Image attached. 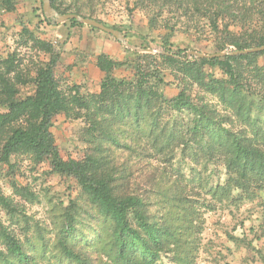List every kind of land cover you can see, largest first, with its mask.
I'll use <instances>...</instances> for the list:
<instances>
[{
  "label": "trees",
  "instance_id": "obj_1",
  "mask_svg": "<svg viewBox=\"0 0 264 264\" xmlns=\"http://www.w3.org/2000/svg\"><path fill=\"white\" fill-rule=\"evenodd\" d=\"M65 3V0H51L60 13L73 12L93 18L84 13L81 6ZM0 4L6 11L13 10L11 0H0ZM135 5L148 7L146 11L150 13L152 25L157 18L166 20L168 16L175 22H209L211 30L221 35L216 52L229 46L231 51H236L264 44V0H135ZM255 16L262 22L256 35L238 34L229 29L228 23L223 30L219 28V22H251ZM41 19L51 24L45 16ZM66 22L84 25L74 19ZM170 29L175 28L170 26ZM22 32L36 49L48 54V59L35 66L34 93L20 99L18 85L26 84L31 76L24 77L16 70L13 56L0 58V162L9 163L15 154L29 155L37 163L48 160L52 169L75 179L80 187V200L94 208L110 230L106 245L95 246L90 251L75 250L73 216L69 213L78 204L70 200L63 214L68 217L64 219L66 223L55 248L74 264H164L163 256L174 264H194L188 232L191 220L185 214L174 216L171 207L161 216L151 212L148 195L132 189L130 173L114 165V160L99 150L103 148V141L116 149L131 148L127 143L131 139L123 141L125 134L144 126L148 132L143 135L149 148L158 150V132L165 141L176 133V127L159 122L158 112H155L160 102L167 103L173 110H184L191 116L188 131L206 158L212 159L216 153L224 157L227 179L222 185L211 187L212 196L235 201L241 199L242 194L253 193L254 188L264 187V116L259 114L264 108V67L255 65L257 56L264 51L213 58L197 55L179 58L166 48L158 54V62L175 67L183 75L182 81H178L183 86L171 99L155 88L157 83L151 82L155 78L158 83L164 82L160 73L153 71L157 67L155 55L134 51L137 58L133 78L128 79L114 75L116 68L129 67L125 60L117 61L101 53L96 58V66L104 73L99 90L82 93L78 84L63 88L59 83L55 69L61 49L35 36L26 27H22ZM205 65L218 66L223 77L208 76L203 71ZM188 83L215 97L220 105L206 100L205 96H193L186 89ZM60 113L85 116L88 132L99 134L94 138L96 144L92 150L81 159H63L60 155L50 130L54 116ZM183 139L181 134L175 138L177 142ZM136 146H139L137 141ZM193 153L198 156L197 151ZM16 209L17 204L0 189V240L6 250V254L0 250V259L5 264L14 259L20 264H36L25 250L24 242L2 222L1 212L14 215ZM182 217L188 222L185 226L180 224Z\"/></svg>",
  "mask_w": 264,
  "mask_h": 264
},
{
  "label": "rangeland",
  "instance_id": "obj_2",
  "mask_svg": "<svg viewBox=\"0 0 264 264\" xmlns=\"http://www.w3.org/2000/svg\"><path fill=\"white\" fill-rule=\"evenodd\" d=\"M65 2L81 6L84 13L122 31L134 50L108 33L85 24L54 23L59 29H67V34L62 36L63 31L60 33L55 27L48 28L41 23L44 22L41 19L44 17L41 0H11L13 10L8 12L2 11L0 4V58L13 56L16 70L24 77L31 76L26 84L18 85L17 97L20 99L34 93L32 78L35 76V66L48 59V54L34 47L28 35L22 32V27L33 31L41 39L53 42L60 49L66 43L67 57L82 56L86 63L91 48L97 44V36L103 41L106 39L108 44L112 42L117 48L114 55H122L129 65L128 68L121 66L114 71L118 78H133L137 58L134 51L151 53L155 55L157 66L153 71L159 72L164 81L158 83L155 78L151 82L157 83L155 88L163 92L167 99L174 97L182 88L183 84L178 81H182L183 75L167 63L160 64L158 54L165 52L166 48L179 58H190L195 55L192 51L212 54L217 51V44L221 40L219 31H212L209 22L203 20L175 22L168 16L166 20L164 17L157 18L152 25L150 13L146 11L148 7L135 5V0ZM225 23L232 31L245 36L256 35L262 25L256 16L251 22H219V28L223 30ZM170 26L175 29L172 31ZM186 26L190 28L185 29ZM88 33L95 38L88 37ZM230 49L229 46L222 51L231 52ZM255 65L264 67V52L257 56ZM203 71L208 76L223 77L218 66L205 65ZM60 75L59 83L63 88L76 84ZM78 85L82 93H90L95 92L98 84L92 81ZM186 89L193 96H205L206 100L220 105L215 97L201 91L196 85L188 83ZM155 112H158L159 122L176 127L173 138L168 137L167 141L158 132V150L149 148L148 140L143 135L148 132L144 126L141 130L125 134L123 141L131 139L127 142L131 148L125 146L116 149L103 141V148L99 151L110 156L114 165L130 173L132 189L148 195L152 203L151 212L161 216L166 208L171 207L174 216L185 214L191 220V231L188 232L194 250V264H264V187L254 188L253 193L242 194L241 199L235 201L212 196L209 192L211 187L222 185L227 179L223 155L216 153L215 157L209 159L199 151L188 131L191 118L188 112L173 110L162 102ZM253 114H257V110ZM259 114L264 116V108L259 110ZM87 129L89 124L85 116L72 117L63 113L54 116L50 130L63 159H81L92 150L96 144L94 138L99 134H90ZM180 134L184 139L177 142L175 138ZM117 137L121 138V132ZM136 141L139 146H136ZM195 151L198 156H194ZM0 189L17 204L16 214L1 212L2 222L24 242L25 250L36 264H74L54 246L65 226L64 219L68 216L64 217L63 214L70 200L78 204L69 213L73 216L74 249L90 251L95 246L106 245L109 240L107 222L94 208L80 200V187L75 179L52 169L48 160L37 163L29 155L15 154L10 157L9 163L0 162ZM180 222L184 226L188 224L184 217ZM0 250L6 254L1 240ZM168 258L163 256L162 263L174 264ZM0 264H5L2 259ZM8 264L20 263L14 259Z\"/></svg>",
  "mask_w": 264,
  "mask_h": 264
},
{
  "label": "crops",
  "instance_id": "obj_3",
  "mask_svg": "<svg viewBox=\"0 0 264 264\" xmlns=\"http://www.w3.org/2000/svg\"><path fill=\"white\" fill-rule=\"evenodd\" d=\"M2 11H6L5 9H2ZM8 12V11H7ZM46 27H55V29H58L57 31H59L61 33V31H63V35L67 34V29L62 30L61 28H57V25L54 24H45ZM61 35V34H60ZM88 37H92L93 39L95 38L94 36H91L88 33ZM60 37V36H59ZM96 40V45H94L91 50H90V55L88 56V62L86 63L85 60H82V56L80 57H76L74 56L73 58H68L67 54H68V46L66 43L62 44V48H61V53H60V57H59V61L58 64L56 66L55 72L56 75H62L63 77H67L70 81L75 82L76 84H80V83H86L89 84L92 81H94L95 83H97V88L95 90V92H97L99 90V84L102 80V78L104 77V73L96 66V58L99 54L101 53H105L107 55H109L112 59L117 60V61H121L124 60L122 58V55H117L115 56L114 51H117L115 48V46L112 44V42H110V44H108V42H106L107 40L104 39L105 41H103V38H99L98 36L95 38ZM60 40V39H59ZM54 41V40H53ZM98 46V47H97ZM109 47V48H107ZM59 48V47H58ZM87 50V49H86ZM111 50H113V53L111 52ZM68 58V59H67ZM117 70V68L115 69V71ZM60 75V76H61Z\"/></svg>",
  "mask_w": 264,
  "mask_h": 264
},
{
  "label": "water",
  "instance_id": "obj_4",
  "mask_svg": "<svg viewBox=\"0 0 264 264\" xmlns=\"http://www.w3.org/2000/svg\"><path fill=\"white\" fill-rule=\"evenodd\" d=\"M42 2V12L44 14V16L48 19L51 20V23H63L66 22L68 20L74 19L77 22L83 23L85 25L97 28L103 32L108 33L109 35L113 36L118 42H120L121 44H123L126 47L132 48V50H134V47L131 46V44H129L126 40V37L124 35V33L118 29L106 26L104 23L94 19V18H88V17H84L80 14L77 13H73V12H68V13H60L58 12L51 4V0H41ZM264 51V44L260 45V46H254L252 48H247V49H243V50H236V51H231V52H227V51H222V52H216V53H212V54H203V53H199V52H194L192 51V53H194L195 55L199 56V57H207V58H213V57H223L227 54H247V53H251V52H261Z\"/></svg>",
  "mask_w": 264,
  "mask_h": 264
},
{
  "label": "built area",
  "instance_id": "obj_5",
  "mask_svg": "<svg viewBox=\"0 0 264 264\" xmlns=\"http://www.w3.org/2000/svg\"><path fill=\"white\" fill-rule=\"evenodd\" d=\"M43 23L46 24L45 21Z\"/></svg>",
  "mask_w": 264,
  "mask_h": 264
},
{
  "label": "clouds",
  "instance_id": "obj_6",
  "mask_svg": "<svg viewBox=\"0 0 264 264\" xmlns=\"http://www.w3.org/2000/svg\"><path fill=\"white\" fill-rule=\"evenodd\" d=\"M51 23V22H50Z\"/></svg>",
  "mask_w": 264,
  "mask_h": 264
}]
</instances>
